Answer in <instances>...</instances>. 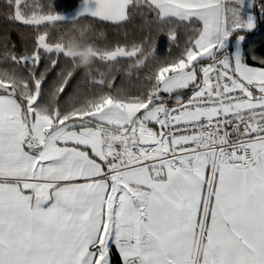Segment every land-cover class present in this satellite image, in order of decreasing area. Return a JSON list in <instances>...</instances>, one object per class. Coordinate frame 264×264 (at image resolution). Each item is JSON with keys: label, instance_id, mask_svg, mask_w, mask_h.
I'll return each instance as SVG.
<instances>
[{"label": "snow or ice", "instance_id": "6c2138e0", "mask_svg": "<svg viewBox=\"0 0 264 264\" xmlns=\"http://www.w3.org/2000/svg\"><path fill=\"white\" fill-rule=\"evenodd\" d=\"M0 264H264V0H0Z\"/></svg>", "mask_w": 264, "mask_h": 264}]
</instances>
